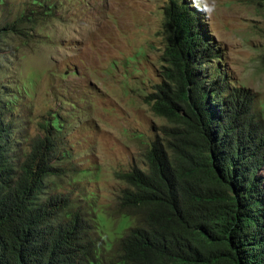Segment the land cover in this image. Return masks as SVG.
Wrapping results in <instances>:
<instances>
[{"label":"trees","instance_id":"16d2710c","mask_svg":"<svg viewBox=\"0 0 264 264\" xmlns=\"http://www.w3.org/2000/svg\"><path fill=\"white\" fill-rule=\"evenodd\" d=\"M163 9L168 64L147 99L177 128L169 134L174 142L152 141L146 169L122 174L119 202L140 223L106 247L67 197L40 196L44 177L56 173L53 162L65 153L56 121L43 124L19 155L12 101L4 98L0 264H264V190L256 174L264 136L246 120L251 103L230 90L221 56L209 64L218 48L192 5L167 0ZM7 25L1 15L0 37Z\"/></svg>","mask_w":264,"mask_h":264},{"label":"rangeland","instance_id":"374dc122","mask_svg":"<svg viewBox=\"0 0 264 264\" xmlns=\"http://www.w3.org/2000/svg\"><path fill=\"white\" fill-rule=\"evenodd\" d=\"M185 1L218 48L209 64L221 56L230 90L251 103L246 120L264 136V0ZM166 2L0 0V100L12 101L17 152L56 121L65 153L40 196L67 197L106 247L141 220L119 202L122 174L147 168L152 141H175L177 123L147 99L168 64ZM256 174L264 190V160Z\"/></svg>","mask_w":264,"mask_h":264}]
</instances>
